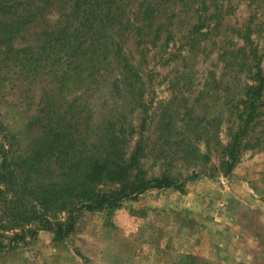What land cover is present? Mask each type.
Returning a JSON list of instances; mask_svg holds the SVG:
<instances>
[{
  "label": "rangeland",
  "instance_id": "obj_1",
  "mask_svg": "<svg viewBox=\"0 0 264 264\" xmlns=\"http://www.w3.org/2000/svg\"><path fill=\"white\" fill-rule=\"evenodd\" d=\"M140 1L104 5L67 51L76 54L71 62L45 61L53 50L45 55L41 34L47 29L52 38L69 26L68 0L12 41L22 51L17 58L29 62L20 71L11 68V57L2 63L0 143L31 155L50 145L48 130L60 126L58 147L70 146L84 159L103 157L109 136L122 131L125 161L142 139L140 169L186 182L184 192L151 190L113 211L80 212L63 242L39 231L14 245L12 232L1 234L0 264H264V145L255 146L264 135V90L261 117L242 139L238 163L229 174L222 166L239 104L248 101L243 89L253 68H264V0H171L154 21L159 37L145 31V59L128 22ZM125 61L145 63L131 87L121 81ZM47 103L59 117L49 115Z\"/></svg>",
  "mask_w": 264,
  "mask_h": 264
},
{
  "label": "trees",
  "instance_id": "obj_2",
  "mask_svg": "<svg viewBox=\"0 0 264 264\" xmlns=\"http://www.w3.org/2000/svg\"><path fill=\"white\" fill-rule=\"evenodd\" d=\"M61 1L0 0V45H3V51L0 52V70L6 57H11L13 64L11 68H19L16 71L25 68L29 61L17 58L22 51L20 48H14L12 41L33 21L42 18L44 11L46 13L52 5ZM68 1L71 12L65 19L71 20L69 26L67 23L66 28L55 33L52 38H49L52 34L47 29L45 33H41L45 34V55L47 49L53 50V54L45 57V61H57L61 56H65L71 62L76 54L74 51L72 53L67 51L73 49V41L81 43L84 39L82 35L95 24L98 14L105 8L104 5L113 0ZM101 1L103 2L100 3ZM170 2L171 0H141L132 11L133 19L128 21L131 23L129 31L142 59H145L147 44H150L144 41L145 31L153 32L155 38L159 37V29L153 31L154 21L160 13V8ZM67 29V33L63 34ZM166 46L165 43L161 44L162 48ZM115 56L118 59L119 52L115 53ZM129 59L130 62H134L132 57ZM125 62L121 81L127 87H131L132 81L140 73V66L145 63L139 62L136 66H131ZM45 69H48L47 64ZM253 69L254 73L249 75L250 85L246 84L243 89L248 101L239 104L237 128L232 135L231 143L223 151L224 174H229L238 163L240 143L261 117L259 111L262 106L260 98L264 90V68L257 65ZM55 78L57 79V76ZM60 79V87L63 88L68 81L63 74ZM46 108L50 109L49 115L59 117L56 112L53 113L55 109L50 103H47ZM47 120L51 125V119ZM48 131L54 132H51L50 145L46 144L43 149L45 152L40 149L27 155L24 151H12L11 145L7 147L9 150H6V144L0 143V238L1 234L12 232L9 241L14 245L23 243L26 240V233L34 237L39 231H49L53 234L54 242H63L74 232L77 214L80 212L113 211L120 208L124 202L133 201L151 190H172L181 194L184 192L186 182L177 184L164 174L155 178L147 177L140 169V160L146 156L142 139L130 151L128 160L125 161L120 143L125 142L128 135L120 131L109 136L110 139L107 141L110 142L109 149L105 150L103 157L91 155L84 158L87 160L85 162L83 154L70 146L64 145L62 149L58 147L63 138L60 126L57 129L50 128ZM69 138L72 136L67 135L65 139ZM263 145L264 135L262 141L259 139L255 146ZM51 158H55L54 165L58 166L52 167L48 164ZM45 174L48 176L46 181ZM54 174L60 176L61 180L51 177ZM63 213L65 217L61 218L60 215ZM1 246L0 243V248Z\"/></svg>",
  "mask_w": 264,
  "mask_h": 264
}]
</instances>
